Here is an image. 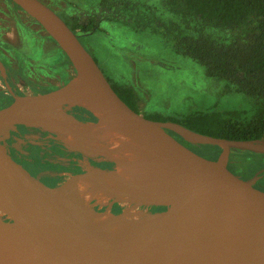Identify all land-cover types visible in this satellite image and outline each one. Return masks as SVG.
Wrapping results in <instances>:
<instances>
[{
  "label": "water",
  "instance_id": "95a60500",
  "mask_svg": "<svg viewBox=\"0 0 264 264\" xmlns=\"http://www.w3.org/2000/svg\"><path fill=\"white\" fill-rule=\"evenodd\" d=\"M9 1L27 14L35 12L30 17L61 51L71 76L55 89L13 97L0 108V264H133L142 255L147 260L135 264H264V189L255 186L262 170L241 178L226 167L230 151L264 155V138H215L143 117L116 95L53 10L40 0ZM40 102L45 105L34 112ZM86 103L104 107L133 147L152 161L142 184L128 194L84 179L88 171L104 170L99 168L47 187L5 149L17 127L54 134L63 147L61 135L80 139L84 133L74 135L67 126L75 119L68 111L85 110ZM181 142L216 146L219 152L211 159ZM69 151L80 154L77 148ZM74 179L108 200L74 203L59 196L58 190ZM177 181L194 186V196L181 207L156 204V193ZM112 204L120 208L118 213H110ZM101 208L105 210H95ZM54 211L69 212L82 223L81 229L64 236Z\"/></svg>",
  "mask_w": 264,
  "mask_h": 264
},
{
  "label": "trees",
  "instance_id": "16d2710c",
  "mask_svg": "<svg viewBox=\"0 0 264 264\" xmlns=\"http://www.w3.org/2000/svg\"><path fill=\"white\" fill-rule=\"evenodd\" d=\"M98 10L101 14L99 24L116 18L123 20L131 14L135 18L134 29L140 26L151 33H160L174 53L198 64L208 78L224 82L250 101L249 110L212 107L190 111L175 119L158 116L147 119L175 122L215 138H264V0H159L155 5L147 2L135 4L131 0H102ZM118 11L126 13L125 16L115 15ZM137 11L139 13L133 14ZM72 20L74 26L69 25L71 30L79 27L80 33L91 34L99 29L92 17L87 18L84 25L78 24L74 18ZM60 64L65 66L68 63ZM113 91L130 109L139 113L136 96L130 88L119 86ZM75 109L91 118L87 111ZM189 148L211 159L219 152L216 146ZM202 149L207 153L203 154ZM233 154L234 151H230L226 167L237 175ZM255 171L243 174L242 178Z\"/></svg>",
  "mask_w": 264,
  "mask_h": 264
},
{
  "label": "rangeland",
  "instance_id": "374dc122",
  "mask_svg": "<svg viewBox=\"0 0 264 264\" xmlns=\"http://www.w3.org/2000/svg\"><path fill=\"white\" fill-rule=\"evenodd\" d=\"M100 1L102 0H43L45 5L55 10L54 12L61 19H63L62 15L56 9H62V13L65 14H73L78 17L79 22L91 16L94 23L98 19L97 16H101L98 10ZM131 1L135 4L147 2L155 5L159 0ZM87 13L93 15H86ZM136 13L139 11L133 14ZM125 14L118 11L115 15L125 16ZM130 15L123 20L116 18L101 22L99 29L91 34L88 33L80 43L112 89L126 86L133 91L140 115L150 119H155L156 116L175 119L190 111H204L212 107L250 109V101L245 96L235 92L222 81L208 78L201 66L174 53L168 41L160 33H151L140 26L134 29L132 23L135 18ZM66 16L70 17V15ZM49 55L50 53L47 52L46 60L50 59ZM60 62L64 63L66 59L56 48V56L52 58L51 65L58 75L61 73ZM201 152L207 153L204 149ZM233 159L234 165L237 166L235 170L237 175L264 170V155L234 151ZM112 205L117 207L116 204ZM95 210L101 212L105 209Z\"/></svg>",
  "mask_w": 264,
  "mask_h": 264
},
{
  "label": "flooded vegetation",
  "instance_id": "af4514ba",
  "mask_svg": "<svg viewBox=\"0 0 264 264\" xmlns=\"http://www.w3.org/2000/svg\"><path fill=\"white\" fill-rule=\"evenodd\" d=\"M40 1L43 2V0ZM52 7L56 9L55 6ZM56 10L64 20L57 13L56 15L68 28L69 25L74 26L73 14L62 13V9ZM89 17L91 16H87L86 19ZM97 17L96 27L101 16ZM74 19L80 25L86 22V19L83 22H79L78 17ZM71 31L79 42L88 34L80 33L79 27H74ZM56 48L57 46L44 34L35 20L26 16L9 0H0V108L8 105L13 97L44 93L64 83L71 70L68 64L65 66L60 64L59 75L52 69L51 62L56 56ZM47 52L50 53L49 60H46ZM75 108L68 111L75 119L84 122L95 120L92 116L90 118ZM182 144L188 148L194 147ZM5 149L16 163L47 187L56 186L70 175L82 174L87 168L104 170L111 168L110 163L84 158L77 152L65 149L56 140L54 134L34 128L17 127V132L10 133L6 139ZM261 170L262 173L255 186L264 189V170ZM119 211L120 208L114 205L110 207V212L113 214Z\"/></svg>",
  "mask_w": 264,
  "mask_h": 264
},
{
  "label": "bare ground",
  "instance_id": "6f19581e",
  "mask_svg": "<svg viewBox=\"0 0 264 264\" xmlns=\"http://www.w3.org/2000/svg\"><path fill=\"white\" fill-rule=\"evenodd\" d=\"M28 15L35 17V12L30 10ZM44 105V102L38 103L34 112H38ZM82 107L95 120L89 121L92 122L91 124H86L70 119L67 126L72 133L74 135L84 133V136L77 140L68 135H61L62 144L69 150L77 148L84 158L113 164L108 170L88 171L84 176L85 180L103 186H111L118 193L128 194L132 192L144 181L152 161L133 147L104 107L94 103H86ZM195 193L196 188L194 186L177 181L158 191L155 200L156 204L181 207ZM57 194L74 203L94 201L96 204H101L108 200L106 194L96 191L79 179H74L63 185ZM54 213L59 218L58 229L64 236L71 237L81 229L82 223L69 212L54 211ZM145 260L147 257L142 255V257L139 256L134 259L132 263ZM112 263V260H107V264Z\"/></svg>",
  "mask_w": 264,
  "mask_h": 264
}]
</instances>
